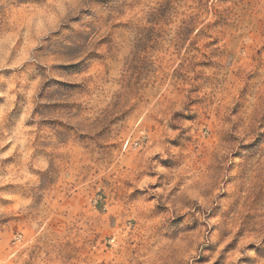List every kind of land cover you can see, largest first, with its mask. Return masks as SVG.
Wrapping results in <instances>:
<instances>
[{
	"label": "rangeland",
	"instance_id": "obj_1",
	"mask_svg": "<svg viewBox=\"0 0 264 264\" xmlns=\"http://www.w3.org/2000/svg\"><path fill=\"white\" fill-rule=\"evenodd\" d=\"M0 264H264V0H0Z\"/></svg>",
	"mask_w": 264,
	"mask_h": 264
}]
</instances>
